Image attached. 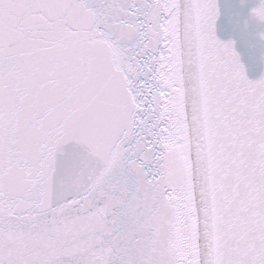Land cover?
Segmentation results:
<instances>
[{
    "label": "snow or ice",
    "instance_id": "snow-or-ice-1",
    "mask_svg": "<svg viewBox=\"0 0 264 264\" xmlns=\"http://www.w3.org/2000/svg\"><path fill=\"white\" fill-rule=\"evenodd\" d=\"M0 264H264V0H0Z\"/></svg>",
    "mask_w": 264,
    "mask_h": 264
}]
</instances>
